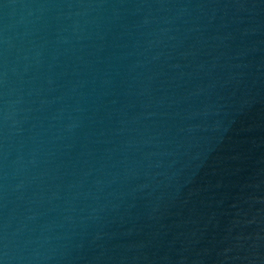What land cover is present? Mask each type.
Listing matches in <instances>:
<instances>
[{
  "label": "water",
  "instance_id": "95a60500",
  "mask_svg": "<svg viewBox=\"0 0 264 264\" xmlns=\"http://www.w3.org/2000/svg\"><path fill=\"white\" fill-rule=\"evenodd\" d=\"M0 264H264V0H0Z\"/></svg>",
  "mask_w": 264,
  "mask_h": 264
}]
</instances>
